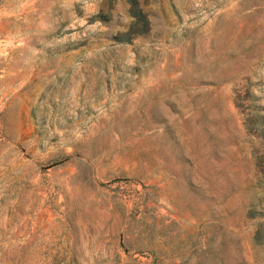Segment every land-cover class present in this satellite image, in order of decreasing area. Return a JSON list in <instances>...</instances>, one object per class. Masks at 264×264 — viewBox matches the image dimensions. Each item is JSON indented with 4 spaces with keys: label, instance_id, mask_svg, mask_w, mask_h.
Listing matches in <instances>:
<instances>
[{
    "label": "rangeland",
    "instance_id": "obj_1",
    "mask_svg": "<svg viewBox=\"0 0 264 264\" xmlns=\"http://www.w3.org/2000/svg\"><path fill=\"white\" fill-rule=\"evenodd\" d=\"M138 2L0 0V264H264V0Z\"/></svg>",
    "mask_w": 264,
    "mask_h": 264
},
{
    "label": "trees",
    "instance_id": "obj_2",
    "mask_svg": "<svg viewBox=\"0 0 264 264\" xmlns=\"http://www.w3.org/2000/svg\"><path fill=\"white\" fill-rule=\"evenodd\" d=\"M127 2L130 5L129 15L131 17V21L129 23L127 32L121 37V40L124 42L128 41V39L131 38V35L133 34L136 26L140 25L145 28L148 24L146 15L140 9L138 0H127ZM245 127L257 138L264 139V125L254 106H250L248 108V112L245 114ZM259 236L260 231L257 230L254 234L253 239L254 246L257 244V239H259Z\"/></svg>",
    "mask_w": 264,
    "mask_h": 264
}]
</instances>
